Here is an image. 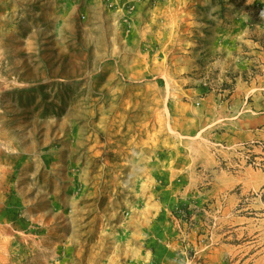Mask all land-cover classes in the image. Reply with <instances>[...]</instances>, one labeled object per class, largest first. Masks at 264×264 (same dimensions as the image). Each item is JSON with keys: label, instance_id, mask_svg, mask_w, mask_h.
<instances>
[{"label": "rangeland", "instance_id": "obj_1", "mask_svg": "<svg viewBox=\"0 0 264 264\" xmlns=\"http://www.w3.org/2000/svg\"><path fill=\"white\" fill-rule=\"evenodd\" d=\"M0 264H264V0H0Z\"/></svg>", "mask_w": 264, "mask_h": 264}, {"label": "crops", "instance_id": "obj_2", "mask_svg": "<svg viewBox=\"0 0 264 264\" xmlns=\"http://www.w3.org/2000/svg\"><path fill=\"white\" fill-rule=\"evenodd\" d=\"M231 123H233V121H231Z\"/></svg>", "mask_w": 264, "mask_h": 264}]
</instances>
